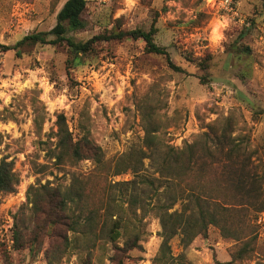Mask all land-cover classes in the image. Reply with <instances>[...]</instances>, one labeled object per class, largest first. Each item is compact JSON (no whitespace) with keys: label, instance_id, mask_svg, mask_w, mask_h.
<instances>
[{"label":"rangeland","instance_id":"rangeland-1","mask_svg":"<svg viewBox=\"0 0 264 264\" xmlns=\"http://www.w3.org/2000/svg\"><path fill=\"white\" fill-rule=\"evenodd\" d=\"M65 2L0 0V43L50 31ZM236 8L227 13L208 0H87L86 26L68 34L86 41L110 30H149L156 19L154 40L182 70L147 52L143 39L98 41L79 60L66 41L25 45L19 56L0 48V161H12L20 177L16 192L0 191V264H264V0H237ZM60 115L75 140L88 137L101 147L107 166L138 149L149 157L137 171L116 175L90 159L59 166L51 156ZM228 117L232 136L248 137L263 209L236 213L238 238L210 225L189 244L174 235L163 254L155 207L166 201L158 171L164 150L144 146L146 130L180 149ZM75 178L94 201L103 199L96 225L82 218L73 233L47 224L33 242L44 220L34 215L31 199L47 182L67 188ZM181 207L180 200L169 211ZM19 214L25 223L17 243ZM118 220L122 235L111 242ZM136 234L135 244L126 245Z\"/></svg>","mask_w":264,"mask_h":264},{"label":"trees","instance_id":"trees-1","mask_svg":"<svg viewBox=\"0 0 264 264\" xmlns=\"http://www.w3.org/2000/svg\"><path fill=\"white\" fill-rule=\"evenodd\" d=\"M87 0H66L57 15V23L50 31H39L27 34L15 45L0 43L3 51L13 50L19 56L25 45L37 43H59L66 41L70 53L79 60L80 56L93 52L96 42L121 40L123 38L143 39L147 52L167 56L169 65L175 70H182L172 62L164 46L156 43L154 36L158 30L156 19L149 30L136 28L132 30H110L94 36L86 41H77L70 37V31L80 30L86 26L83 13ZM53 35L55 38L49 39ZM73 61V57L68 62ZM247 73L246 71H244ZM57 130L56 149L51 158L57 165L68 161L75 162L90 159L98 169L112 170V175L120 174L131 169L137 171L143 165V158L149 154L142 149L125 153L115 160L112 165H106L101 147L88 137L74 139L69 130L65 117L60 115ZM195 141L176 149L165 146V141L158 135L157 130L147 129L143 144L148 149L163 147L164 156L158 163L160 179L164 183L166 201L156 206L162 227L163 243L161 253L165 254L167 243L176 234H182V241L189 244L196 236L206 235L210 225L218 226L224 236L238 238L239 230L233 227L236 213H242L247 208L254 207L257 211L263 209V189L261 178L256 176L251 167L252 155L248 150L247 135L232 136V117L225 123L214 122L208 125ZM106 168V169H104ZM111 172V171H110ZM20 177L14 170L12 161H0V191L12 193L17 191ZM92 191L80 179L75 178L69 187L62 185L51 186L50 182L43 184L31 199V210L34 215L43 217L42 225L37 227L33 242L38 239L45 225L64 227L73 233H79L81 219L88 225H96V217L100 216L103 199L94 201ZM182 203L181 210L169 211L177 201ZM196 202L197 207L192 203ZM20 223H25L22 214L15 217L17 229L14 242L22 240ZM43 226V227H42ZM121 221L115 222L110 229V240L116 242L121 234ZM60 236V235H59ZM134 240H126V245L135 244ZM67 247L71 246L72 238L64 237ZM132 242V243H131ZM135 246V245H132ZM219 264H226L220 262Z\"/></svg>","mask_w":264,"mask_h":264},{"label":"built area","instance_id":"built-area-1","mask_svg":"<svg viewBox=\"0 0 264 264\" xmlns=\"http://www.w3.org/2000/svg\"><path fill=\"white\" fill-rule=\"evenodd\" d=\"M236 1L237 0H208L209 3L217 5L219 10L227 13H236Z\"/></svg>","mask_w":264,"mask_h":264}]
</instances>
